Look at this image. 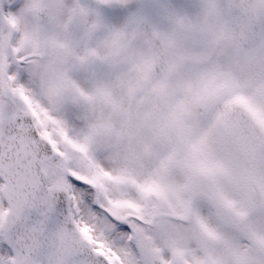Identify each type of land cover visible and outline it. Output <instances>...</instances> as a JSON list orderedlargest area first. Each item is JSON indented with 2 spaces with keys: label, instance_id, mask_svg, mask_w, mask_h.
Here are the masks:
<instances>
[{
  "label": "snow or ice",
  "instance_id": "6c2138e0",
  "mask_svg": "<svg viewBox=\"0 0 264 264\" xmlns=\"http://www.w3.org/2000/svg\"><path fill=\"white\" fill-rule=\"evenodd\" d=\"M18 6L19 0L4 5L9 11ZM105 8L139 20L130 0H96L90 10L75 4L69 20L91 16L90 32L105 28ZM232 8L248 24L264 23V0H233L210 13L216 26H230ZM209 35L215 44V31ZM46 43L28 34L15 47L0 44V264H264V233L252 246V234L238 225L237 240L225 241L188 198L191 184L181 188L169 181L167 164L156 174L120 164L97 144L110 125L85 131L71 111L66 118L59 114L56 101L75 85L55 72H38ZM210 61L209 56L205 63ZM188 87L195 90L194 99L167 113L152 103L156 88L130 108L160 138L175 128L182 155L173 153L169 163L184 167L190 180L203 176L215 188V173L228 163L216 145L220 139L231 144L243 131L242 122L232 118L243 97L221 71H208ZM196 107L207 110L204 119L196 117ZM259 118L264 123V109ZM260 155L264 159V146ZM256 184L264 198V164ZM222 204L234 216L243 215L232 201L222 198ZM222 243L228 255L221 254Z\"/></svg>",
  "mask_w": 264,
  "mask_h": 264
},
{
  "label": "bare ground",
  "instance_id": "6f19581e",
  "mask_svg": "<svg viewBox=\"0 0 264 264\" xmlns=\"http://www.w3.org/2000/svg\"><path fill=\"white\" fill-rule=\"evenodd\" d=\"M87 3L84 9H94L96 6V0H86ZM130 3L137 6V11L139 12V16H146L148 18H156L160 20L165 25V20L168 17L173 18L174 27L171 29H175V27L182 25H186L184 32L187 33L188 37L191 40L198 41V39L203 40L202 35H206V39L209 38V33L213 31V28L216 25L215 19L208 14L206 11V4L195 0H130ZM168 5H174V8H168ZM69 5H65V15L69 14L68 9ZM92 17H84V20L91 22ZM103 21L105 28H101L102 32L107 36L105 38L108 39L110 46L113 49L119 50L120 44L123 43V40L119 42L118 35H112L109 33L108 29H119L121 30L120 34L125 30L129 29L133 24L131 21V15L125 13L114 12L110 9L105 8L103 12ZM166 27V25H165ZM162 30L160 27H157ZM167 28V27H166ZM163 31V30H162ZM119 34V35H120ZM181 35L176 34L173 37L180 38ZM172 39L165 37V41L167 44L170 43ZM223 49L228 48L226 44L222 45ZM218 48L212 49L208 48V51L212 54L218 52ZM225 56L222 58V61L225 64ZM242 72L244 74H250L251 68L242 67ZM103 74V73H101ZM237 86L242 87L244 89L251 88V83H239ZM262 93H264V89H262ZM105 94L106 98L96 105L101 109L102 114H105L107 117L112 118L115 122H119V119L116 116H112L110 113V104L109 100H116L117 97V88L114 83L110 82V79L106 78L105 85ZM105 137L104 132L99 135V138L103 139ZM99 139H97L98 142ZM140 166V165H139ZM201 216L207 219V212L203 209H198ZM208 220V219H207ZM208 222L212 225L213 223L208 220ZM225 240V239H224Z\"/></svg>",
  "mask_w": 264,
  "mask_h": 264
},
{
  "label": "rangeland",
  "instance_id": "374dc122",
  "mask_svg": "<svg viewBox=\"0 0 264 264\" xmlns=\"http://www.w3.org/2000/svg\"><path fill=\"white\" fill-rule=\"evenodd\" d=\"M26 1L27 0H25L23 2L24 5L19 6L17 9H15V13L17 15H19L21 13L23 14L24 7H28L25 5ZM29 2H31L30 4L41 5L39 0H30ZM18 18H19V20H21L20 17H18ZM222 30H223V28H222ZM216 35L222 36L221 29L216 31ZM126 45H127V52L120 59L119 63L123 64L125 62V60L127 59L126 64L129 65L130 62H132L133 66H132L131 70L128 69V71H126L127 74L121 75L122 81L125 82L126 81L125 78H128V80H129L128 85L132 86V88L135 90L133 94L135 96H138V97H146L148 92L151 91L150 87H146L147 86L146 79H148V68H147V61H146L147 57H148L147 50L145 49L141 40H138L136 45L135 44L130 45L129 43H127ZM130 54L131 55L133 54V57H134L133 59L132 58L130 59ZM113 61L114 60L112 59L111 62H113ZM177 65H181V63H177L176 66ZM217 66H219V62L214 61L212 69L214 71H217L218 70V69H216ZM106 67H108V66H106ZM179 72H180V70L178 68H174L173 76L175 78H177V74ZM180 78H181V80L183 79V82H185L187 84V86H185L184 83L182 82L179 85V87H177V88H179L181 90L182 94L188 95V96H186L188 98V102H191L194 99V91L195 90L190 91L188 85L190 82H193V81L191 80V78H188L183 74H181ZM171 102L173 103V104H171L172 110L175 109L177 106H179L178 104H175L174 101H171ZM79 108H80L79 110H82L81 116H78L76 111L72 112V114L74 115L75 119L81 124V127L83 128V127H86L88 124L93 123L92 121L87 120L86 109H88V107L86 109L81 108V107H79ZM94 113L96 114L95 110H94ZM64 114H65V116H62V117L66 118L68 111H65ZM194 114L196 115L197 118L204 119L205 115L207 114V110L203 107H196V108H194ZM137 126L146 127V130L144 132H142V134H141V139L137 142L138 156L140 157V159H143L145 157H149L151 155V152H149L147 150L148 146L146 143H150L152 147H155L156 150L153 152L155 157H170V156H172L173 153H176L177 157L182 155V151L177 148L175 139L172 138L171 135H170V138H171V145L170 146H171L172 150H170L168 152L167 150H161L160 146L156 143L154 129H152L153 127H150V126L143 124L141 122H138V124L136 125V122H134V127H137ZM154 139H155V145H154ZM172 140L174 142V146H173ZM224 142L225 141L223 139H220V140H218L217 145H216V149H217V152L220 155V157H225L227 155V153L229 152V147H227L228 144H224ZM233 157H234V155H233ZM224 232H225V234L228 235V237H231L233 234L229 230H224Z\"/></svg>",
  "mask_w": 264,
  "mask_h": 264
},
{
  "label": "water",
  "instance_id": "95a60500",
  "mask_svg": "<svg viewBox=\"0 0 264 264\" xmlns=\"http://www.w3.org/2000/svg\"><path fill=\"white\" fill-rule=\"evenodd\" d=\"M244 126L246 127L245 128L246 129V132H248V129H247L248 123H247V121L244 122ZM249 135L251 136V133H249Z\"/></svg>",
  "mask_w": 264,
  "mask_h": 264
}]
</instances>
